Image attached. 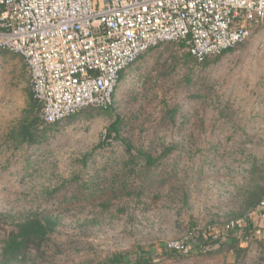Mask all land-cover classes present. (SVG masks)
Segmentation results:
<instances>
[{"label":"rangeland","instance_id":"rangeland-1","mask_svg":"<svg viewBox=\"0 0 264 264\" xmlns=\"http://www.w3.org/2000/svg\"><path fill=\"white\" fill-rule=\"evenodd\" d=\"M251 28L244 42L207 64L190 59L180 43L150 49L123 72L110 109L93 108L90 116L52 126L31 103L22 55L0 52V209L58 216L40 264H91L116 251L133 261L141 247L158 264H264L261 231L248 240L240 235L250 250L238 259L212 242L191 254L162 255L169 240L241 217L230 215L239 210V188L252 159L264 160V25ZM174 105L175 121L167 122ZM118 115L134 152L175 145L160 166L142 174V198L122 189L125 179L130 191L141 181L125 165L126 145H100ZM31 123H37L31 127L36 142L24 139L23 126ZM259 222L258 215L251 221L254 228ZM13 229L0 223V250Z\"/></svg>","mask_w":264,"mask_h":264},{"label":"built area","instance_id":"built-area-1","mask_svg":"<svg viewBox=\"0 0 264 264\" xmlns=\"http://www.w3.org/2000/svg\"><path fill=\"white\" fill-rule=\"evenodd\" d=\"M252 24L264 25V0H0V52L22 55L42 117L56 123L88 106H111L122 73L152 47L184 42L202 62L245 41ZM256 215L255 233L264 235L262 200L164 249L187 250L201 232L227 241L237 225L255 226Z\"/></svg>","mask_w":264,"mask_h":264},{"label":"trees","instance_id":"trees-1","mask_svg":"<svg viewBox=\"0 0 264 264\" xmlns=\"http://www.w3.org/2000/svg\"><path fill=\"white\" fill-rule=\"evenodd\" d=\"M244 42V41H243ZM180 43L182 46H186L184 42H175ZM242 43V42H241ZM239 43V44H241ZM238 44V45H239ZM236 45L235 47H237ZM158 47V46H156ZM233 47V48H235ZM155 47H152L153 49ZM228 49L223 51L220 54L216 55H210L208 56L204 61L199 62L197 61L188 51L187 55L190 59L194 60L198 64H207L210 60V58L213 57H220L223 53L232 50ZM143 54L140 56L142 57ZM139 57V58H140ZM138 61V60H137ZM122 73V77H123ZM29 96L31 99L32 104H37L38 109L42 108L41 103L34 97L32 84H31V90L29 92ZM113 106V104L107 108H98L94 106H88L83 109H81L76 114L72 115L74 117H80L82 115L90 116V109L98 108L101 110H108ZM178 105H174L172 109L167 110L165 113V119L167 122H174L175 116L178 113ZM71 116V117H72ZM44 120V119H42ZM37 122V120H36ZM45 122V121H44ZM38 123V122H37ZM37 123H31L26 126H23V133H24V139L31 142L38 141L36 136L34 137L33 131L31 130V127ZM48 123V122H45ZM60 122L56 123H48L49 125H57ZM123 118L118 115L116 120L107 127L106 134L104 136L103 141L100 143L101 146L105 147L107 145L113 144L114 140H120L123 144L126 145V150L129 152L130 157L129 160L125 161V165L131 166L130 173L132 175H135L138 179L142 178L145 182V179L142 177V174L145 170L148 172L152 171V168L154 166L158 167L162 163V160H164L166 157H168L173 150H175V145H166L164 144L161 149L157 150V147L154 146V148H150L148 151H145L141 147H139L137 150V153L133 151L135 148L134 143L129 142L128 139H124V137L121 135V127L123 125ZM140 157L144 161L141 169H139L140 166ZM248 174L245 177V180L243 184L240 186L239 191V200H240V206L239 210L230 214L232 217L239 216L242 214H246L250 211H253L256 209L258 204L264 200V160L255 158L252 159L249 165ZM154 167V168H156ZM142 179L140 181L139 187L134 189L133 191H130L131 183L125 179L122 183V189L124 191H128V195H135L136 197L142 198ZM95 187L97 188V185L94 183ZM87 183H84L83 187H86ZM57 190V188H56ZM76 197L78 195H75ZM155 197L158 198V195ZM66 199H69L67 196ZM240 217V216H239ZM237 217V218H239ZM10 222L11 225H13L14 229L10 233L9 237L4 241V246L0 250V264H40L39 260H42L46 258L47 251L44 248V244H46L48 241L51 240V237L55 230L57 229L59 225V218L58 216L51 211H46L38 208H30L26 212L21 213L20 215L10 210H1L0 209V223L1 222ZM229 220L225 221H219L220 223H225ZM217 222V221H214ZM211 222V223H214ZM241 232V234L238 232ZM245 237H250L253 239L256 233L255 228L249 225H237L234 230H231L228 232V240L227 241H220V240H211L209 237H207L206 234L200 233L196 237V242L194 245L189 247V249L180 251V250H163L162 255L171 256L173 253L175 254H191L194 247H196L197 244H199V248H207L208 245L212 243L217 244L220 246L221 249H232L234 253H236L237 259L243 254L246 253L248 250H250V247H243L241 246V236L244 235ZM32 247L36 248V252H32ZM208 250V249H207ZM210 250L209 252L211 253ZM208 252V253H209ZM129 253H123L120 251H116L111 255H108L105 259L94 262L91 264H158L157 257L154 256L153 251L146 250L144 247H141V252L137 255L136 259L131 261L126 258Z\"/></svg>","mask_w":264,"mask_h":264}]
</instances>
